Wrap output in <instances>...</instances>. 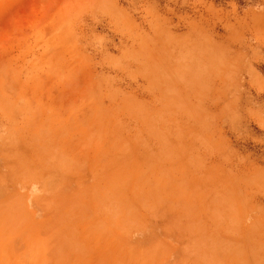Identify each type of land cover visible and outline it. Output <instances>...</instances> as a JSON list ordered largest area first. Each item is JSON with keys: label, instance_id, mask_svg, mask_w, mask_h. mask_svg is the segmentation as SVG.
<instances>
[{"label": "rangeland", "instance_id": "374dc122", "mask_svg": "<svg viewBox=\"0 0 264 264\" xmlns=\"http://www.w3.org/2000/svg\"><path fill=\"white\" fill-rule=\"evenodd\" d=\"M0 264H264V0H0Z\"/></svg>", "mask_w": 264, "mask_h": 264}]
</instances>
